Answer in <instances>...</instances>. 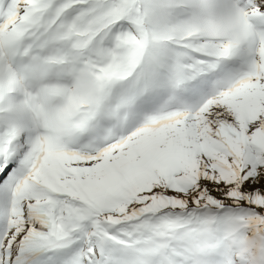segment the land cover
<instances>
[{"label":"snow or ice","instance_id":"6c2138e0","mask_svg":"<svg viewBox=\"0 0 264 264\" xmlns=\"http://www.w3.org/2000/svg\"><path fill=\"white\" fill-rule=\"evenodd\" d=\"M0 264H264V0H0Z\"/></svg>","mask_w":264,"mask_h":264}]
</instances>
